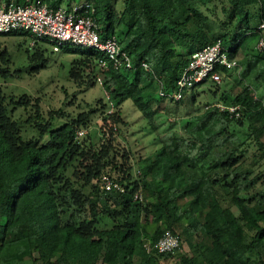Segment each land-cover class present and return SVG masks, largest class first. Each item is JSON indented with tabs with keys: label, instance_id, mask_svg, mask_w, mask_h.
Wrapping results in <instances>:
<instances>
[{
	"label": "trees",
	"instance_id": "1",
	"mask_svg": "<svg viewBox=\"0 0 264 264\" xmlns=\"http://www.w3.org/2000/svg\"><path fill=\"white\" fill-rule=\"evenodd\" d=\"M10 1L24 2L0 5ZM95 7L101 37L115 35L132 65L114 69L99 51L62 47L72 55L68 80L86 89L98 83L106 94L83 107L72 100L75 108L45 111L40 96L15 94L6 82L21 72L0 48V264H162L172 253L155 244L166 230L187 246L176 264H264V0ZM217 40L237 60L217 67L232 79L224 103L241 105L237 118L212 105L221 88L211 78L180 99L160 95L176 89L194 52ZM30 48L34 74L46 66V49ZM127 100L159 142L137 163L118 137ZM103 174L123 190L101 189Z\"/></svg>",
	"mask_w": 264,
	"mask_h": 264
},
{
	"label": "built area",
	"instance_id": "2",
	"mask_svg": "<svg viewBox=\"0 0 264 264\" xmlns=\"http://www.w3.org/2000/svg\"><path fill=\"white\" fill-rule=\"evenodd\" d=\"M99 28L95 0H83L69 8L51 7L42 0H24L22 3L10 1L0 5V33L26 32L32 38V46L41 41H48L52 44L53 51H59L65 46L94 49L105 54L114 69L131 67V60L115 35L102 38ZM258 30L260 37L257 47L264 48V22L258 25ZM99 65L106 68L108 63L104 59ZM142 65L144 69H149L146 63L143 62ZM236 65L237 60L230 58L221 41L217 40L194 52L176 79V89L169 94L161 88L160 95L180 99L185 90L206 78L221 83L224 77L217 71V67L233 68ZM97 81L101 83V78L98 77ZM224 92L226 91L224 90L212 105L227 111L233 117H240L241 105L224 103ZM83 132L78 130L77 134ZM99 186L103 190H123L119 183L106 174L99 179ZM179 246L178 236L170 230H166L155 244L159 252L170 253H174Z\"/></svg>",
	"mask_w": 264,
	"mask_h": 264
},
{
	"label": "rangeland",
	"instance_id": "3",
	"mask_svg": "<svg viewBox=\"0 0 264 264\" xmlns=\"http://www.w3.org/2000/svg\"><path fill=\"white\" fill-rule=\"evenodd\" d=\"M82 1L62 0L61 6L68 8V3L73 5ZM106 2L110 4L114 3V7L118 11L123 8V0H106ZM50 3L51 1L47 4L50 5ZM98 16L105 20V16L101 12H99ZM31 41L32 38L23 31L0 33V48H6L9 53V69L13 71L17 69L21 72L19 74L14 73L13 77L6 82V85L15 94L28 93L33 96H40L45 111L58 107H62L63 109L75 108L76 105L70 106V101L72 100L77 101L78 105L80 104L83 107L84 101H94L106 95L98 83L86 89L85 87H78L75 83L68 80L69 62L72 55L64 52L62 49L60 51H53L52 44L48 41H41L39 43L40 47L46 49V66L37 73L29 74L28 69H30L32 64L27 60L25 48L32 46ZM66 47L72 46H65L64 48ZM219 84L221 89L218 93V98L224 90L226 91L224 93H228L233 82L232 79L226 76L223 78V82ZM206 86L191 90L187 93V98L196 91L200 93L203 89H207ZM203 97L199 94L197 100L200 101ZM122 108V118L125 124L120 128L118 137L130 150L134 163H137L139 158H143L157 150L159 142L155 139V133L147 126L145 120L140 117L139 111L134 109L130 100L125 101L122 104ZM186 113H188V110L185 109L184 115ZM168 121H170L174 129L180 127L177 117H169ZM166 127L167 123L165 122L161 126V129L164 130ZM95 128L96 126H93L90 132H92V135L95 133L94 137L97 139L99 133ZM186 251L187 246L184 245L172 253V257L162 264H176L179 256ZM23 264L30 263L26 261Z\"/></svg>",
	"mask_w": 264,
	"mask_h": 264
},
{
	"label": "crops",
	"instance_id": "4",
	"mask_svg": "<svg viewBox=\"0 0 264 264\" xmlns=\"http://www.w3.org/2000/svg\"><path fill=\"white\" fill-rule=\"evenodd\" d=\"M264 98V97H263Z\"/></svg>",
	"mask_w": 264,
	"mask_h": 264
}]
</instances>
